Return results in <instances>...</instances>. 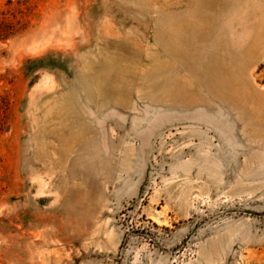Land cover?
<instances>
[{
  "label": "rangeland",
  "instance_id": "rangeland-1",
  "mask_svg": "<svg viewBox=\"0 0 264 264\" xmlns=\"http://www.w3.org/2000/svg\"><path fill=\"white\" fill-rule=\"evenodd\" d=\"M0 264H264V0H0Z\"/></svg>",
  "mask_w": 264,
  "mask_h": 264
}]
</instances>
